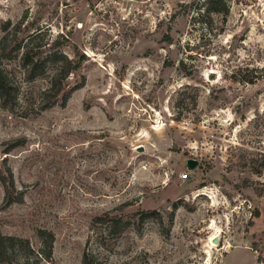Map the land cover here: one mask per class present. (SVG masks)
Masks as SVG:
<instances>
[{
    "label": "rangeland",
    "instance_id": "rangeland-1",
    "mask_svg": "<svg viewBox=\"0 0 264 264\" xmlns=\"http://www.w3.org/2000/svg\"><path fill=\"white\" fill-rule=\"evenodd\" d=\"M190 1L0 0V39L21 22L81 60L67 80L81 87L41 109L50 73L0 59L16 88L0 172L20 200L5 206L0 181V232L30 263L264 264V0H228L214 36L172 17ZM37 230L54 235L50 262Z\"/></svg>",
    "mask_w": 264,
    "mask_h": 264
},
{
    "label": "trees",
    "instance_id": "trees-1",
    "mask_svg": "<svg viewBox=\"0 0 264 264\" xmlns=\"http://www.w3.org/2000/svg\"><path fill=\"white\" fill-rule=\"evenodd\" d=\"M230 4L228 0H191L187 4L178 5L176 14H186L190 17L192 29L199 25L201 35H216L222 31L229 15ZM218 22V24H216ZM4 35L0 39V59H18L23 76L28 81H34L38 78L48 76V85L42 91L40 98V108L48 109L53 106H65L71 94L81 87V84L69 87L67 80L78 71L81 66V60L70 58L61 49L58 40L49 43L45 40L46 30L35 28L28 31L20 37L22 32L21 22L12 26L9 22L2 26ZM168 45H172V39L166 35ZM183 65L182 60L179 61ZM16 88L9 79L5 70L0 64V106L3 109H11L16 101ZM0 181L4 188L3 203L9 206L18 203L20 200L13 198V182L6 181V178L0 172ZM108 225L109 228L118 226L119 221L105 216L98 220ZM143 219V218H141ZM36 236L41 244V250L37 261L50 262L53 253L54 235L46 230H37ZM22 251L25 257L24 263H19L16 252ZM29 254H32L28 242L21 238L2 235L0 232V264H32L29 262ZM82 264H97L93 257L86 252L82 254Z\"/></svg>",
    "mask_w": 264,
    "mask_h": 264
},
{
    "label": "water",
    "instance_id": "water-1",
    "mask_svg": "<svg viewBox=\"0 0 264 264\" xmlns=\"http://www.w3.org/2000/svg\"><path fill=\"white\" fill-rule=\"evenodd\" d=\"M196 165H197V162H196V161H192V160H190V161H188V163H187V169H188L189 171H191V170H193V169L196 167ZM214 243H216V240L214 241Z\"/></svg>",
    "mask_w": 264,
    "mask_h": 264
},
{
    "label": "built area",
    "instance_id": "built-area-1",
    "mask_svg": "<svg viewBox=\"0 0 264 264\" xmlns=\"http://www.w3.org/2000/svg\"><path fill=\"white\" fill-rule=\"evenodd\" d=\"M180 179H181L182 181H186V180L188 179V171H187L186 173L180 175Z\"/></svg>",
    "mask_w": 264,
    "mask_h": 264
},
{
    "label": "bare ground",
    "instance_id": "bare-ground-1",
    "mask_svg": "<svg viewBox=\"0 0 264 264\" xmlns=\"http://www.w3.org/2000/svg\"><path fill=\"white\" fill-rule=\"evenodd\" d=\"M211 245V244H210ZM212 245H216V243H214V244H212ZM229 246V245H228ZM228 246H226V248L228 247Z\"/></svg>",
    "mask_w": 264,
    "mask_h": 264
}]
</instances>
